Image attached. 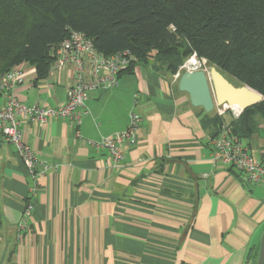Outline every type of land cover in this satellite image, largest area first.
<instances>
[{
    "label": "crops",
    "instance_id": "0c3cea01",
    "mask_svg": "<svg viewBox=\"0 0 264 264\" xmlns=\"http://www.w3.org/2000/svg\"><path fill=\"white\" fill-rule=\"evenodd\" d=\"M24 73L13 90L21 105L65 102L71 69L53 60L42 80L27 64ZM173 76L144 65L121 73L113 89L88 93L77 128L19 117L23 142L47 167L35 178L0 135V264H256L264 188L213 162L216 131L202 118L216 111L192 107ZM132 113L136 143L118 165L76 138L123 132ZM246 146L257 158L264 138Z\"/></svg>",
    "mask_w": 264,
    "mask_h": 264
},
{
    "label": "trees",
    "instance_id": "16d2710c",
    "mask_svg": "<svg viewBox=\"0 0 264 264\" xmlns=\"http://www.w3.org/2000/svg\"><path fill=\"white\" fill-rule=\"evenodd\" d=\"M70 31L105 57L129 52L128 72L144 65L171 76L196 53L263 97L236 118H202L214 136L228 125L246 146L264 127V0H0V78L22 63L46 78ZM256 159L264 164V147Z\"/></svg>",
    "mask_w": 264,
    "mask_h": 264
},
{
    "label": "built area",
    "instance_id": "2783aa9c",
    "mask_svg": "<svg viewBox=\"0 0 264 264\" xmlns=\"http://www.w3.org/2000/svg\"><path fill=\"white\" fill-rule=\"evenodd\" d=\"M170 29L174 30L172 26ZM51 55L56 68H69L72 72L65 102L57 108L23 106L18 102L13 90L25 83V63L12 67L0 78V97L3 98V105L0 107V135L7 144L15 148L32 178L36 177L39 166L43 172L47 167L40 165L34 152L23 142L18 118L23 116L41 126L50 119L63 118L77 128L88 114L85 105L88 93L116 87L119 75L128 69L133 59L127 51L105 57L95 49L92 39L79 31H70L53 49ZM207 65L204 58L192 53L189 59L179 66L173 77L178 80L183 72L208 73L210 67ZM219 109L215 111L218 116H222L223 113ZM138 124V116L132 113L128 127L123 132L98 141L83 139L79 132H76V138L92 148L105 150L113 165H118L124 156V145L136 143ZM208 146L213 162H220L226 167L236 169L243 174L248 184L264 188V164L252 156L228 125H224L216 136L209 139ZM31 211L30 204L24 212V220L29 219Z\"/></svg>",
    "mask_w": 264,
    "mask_h": 264
},
{
    "label": "water",
    "instance_id": "95a60500",
    "mask_svg": "<svg viewBox=\"0 0 264 264\" xmlns=\"http://www.w3.org/2000/svg\"><path fill=\"white\" fill-rule=\"evenodd\" d=\"M178 90L186 93L194 108H201L207 114L224 106L244 109L263 100L261 94L245 85H236L222 75L215 67L209 72H183L178 78ZM256 264H264V232L259 245Z\"/></svg>",
    "mask_w": 264,
    "mask_h": 264
},
{
    "label": "rangeland",
    "instance_id": "374dc122",
    "mask_svg": "<svg viewBox=\"0 0 264 264\" xmlns=\"http://www.w3.org/2000/svg\"><path fill=\"white\" fill-rule=\"evenodd\" d=\"M190 57V56H189ZM189 57L187 59H189ZM186 59V60H187ZM185 60V61H186ZM184 61V62H185ZM208 66V65H207ZM208 67H212V66H208ZM233 82V81H232ZM234 83V82H233ZM237 110H239L238 108H234V109H228V111L224 112L223 115L221 116L222 118H236L240 115V112H238ZM211 116H218V114L216 112L212 113ZM258 135L261 138H264V127L262 125V123L259 124V133Z\"/></svg>",
    "mask_w": 264,
    "mask_h": 264
},
{
    "label": "bare ground",
    "instance_id": "6f19581e",
    "mask_svg": "<svg viewBox=\"0 0 264 264\" xmlns=\"http://www.w3.org/2000/svg\"><path fill=\"white\" fill-rule=\"evenodd\" d=\"M234 108H238L240 109L239 107H229V106H224L223 108L219 109L222 113L228 111V109H234ZM219 111V112H220Z\"/></svg>",
    "mask_w": 264,
    "mask_h": 264
}]
</instances>
